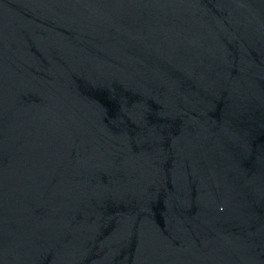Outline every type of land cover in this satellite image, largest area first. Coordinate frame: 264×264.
Segmentation results:
<instances>
[{"label":"water","instance_id":"95a60500","mask_svg":"<svg viewBox=\"0 0 264 264\" xmlns=\"http://www.w3.org/2000/svg\"><path fill=\"white\" fill-rule=\"evenodd\" d=\"M0 264H264V0H0Z\"/></svg>","mask_w":264,"mask_h":264}]
</instances>
